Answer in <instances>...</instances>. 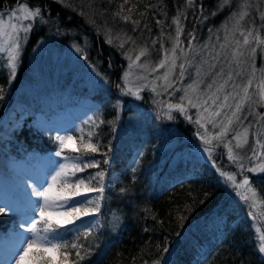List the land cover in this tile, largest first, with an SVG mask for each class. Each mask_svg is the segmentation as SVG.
Masks as SVG:
<instances>
[{
    "label": "trees",
    "instance_id": "trees-1",
    "mask_svg": "<svg viewBox=\"0 0 264 264\" xmlns=\"http://www.w3.org/2000/svg\"><path fill=\"white\" fill-rule=\"evenodd\" d=\"M24 2L30 6L38 5L48 20L47 24L39 23L41 38L62 35L64 40H59L60 45L65 42L78 45L87 55L86 61L107 78L103 87L77 86H83L85 94L98 100L106 120L117 117L115 109L108 105L107 94L123 101L126 108L132 109L135 103L144 111L156 112L155 103L164 94L156 95L144 88L139 92L141 98L135 99L121 96L117 84L121 83L127 69L125 56L131 43L137 42L140 50L147 49V54L141 58L157 57L162 52L161 46L165 45L164 38L175 37V26L178 25L173 22L174 18H179L182 29L179 40H183L190 56L194 54V48L204 47L203 52L194 54L191 60L190 56L187 57L191 66L187 67L184 80L197 73L196 64L210 58L209 52L215 46L216 38H223V33H219L229 25L228 18L233 13L238 16L242 11L248 12L240 23L248 25V28L236 32L234 39L229 41L233 46L239 45L245 39L241 32L247 35L249 30L257 31L248 36V43L255 46L254 61L264 62V21L260 18L264 12V0H193V6H189L187 0H128L126 4L124 0H111V3L108 0H64L72 7H64L55 0H0V12ZM121 4L124 5L121 15L131 17L127 22L116 15L121 11ZM221 4L223 7H219ZM245 4L251 5V8L254 5L255 9L248 11L243 7ZM81 11L85 15H80ZM212 12L216 15H211ZM132 21H139V24ZM105 30H112L111 44L101 34ZM37 31L39 29L34 28L29 34L18 76L10 86L9 73L0 62V86L6 90L4 98L0 99V133L4 132L6 136H0V153L18 156L17 153L22 151L39 157L55 156V134L38 128L36 115L52 121L53 117L72 108L78 99L76 88L47 93L34 100L23 98L18 92L21 76L40 40L35 38ZM257 36L259 39H256ZM122 42L123 48L120 47ZM202 78L201 90L212 84L213 79L219 80L212 73ZM218 96V100H222L224 95ZM12 114L23 117V124L9 134L6 126L12 122ZM121 114L126 118L125 111ZM262 115L259 114V117ZM190 117L191 121L186 116L175 118L174 122L177 121L178 125L174 126L177 129L170 138L163 135L171 127L163 124L161 117L159 122L154 117V126L137 125L133 136L125 135L119 139L115 137L116 120H113L114 125L103 124L100 127L101 142L107 145L111 141L113 151L108 159L113 170L119 172L120 180L112 185L104 183L101 231L88 235L87 240L81 233L80 242L93 245L91 256L79 260L75 250L68 249L71 254L66 264H157V261L159 264H201L200 259L210 254V260L204 264H264V254L257 247V228L264 233V174L254 175L248 171L255 167L254 164L244 168L232 167L221 144L216 147L217 154L213 160L194 157L193 147L200 143V138L197 135L198 125ZM140 150L142 155L141 152L138 154ZM178 153L188 156L177 161L175 155ZM19 155L22 157L21 152ZM134 161L138 164L135 163L137 171L133 174L123 165L128 167L131 162L134 165ZM106 167L103 168L105 172ZM221 171L233 175L241 183L249 178L258 197L256 206L251 209L255 219L248 214L251 201L245 202L234 186L228 190L226 177L220 175ZM121 189L127 191L122 194ZM248 195L251 196V193ZM20 219L21 216L15 213L0 215V239ZM165 247L168 252H164ZM97 254L100 255L95 257ZM62 259L58 256V264Z\"/></svg>",
    "mask_w": 264,
    "mask_h": 264
},
{
    "label": "rangeland",
    "instance_id": "rangeland-1",
    "mask_svg": "<svg viewBox=\"0 0 264 264\" xmlns=\"http://www.w3.org/2000/svg\"><path fill=\"white\" fill-rule=\"evenodd\" d=\"M14 8H18V5ZM14 8H8L7 10L0 12V17H2L7 22L9 20L8 14ZM252 8L254 10L255 6L253 5ZM252 8L247 7L245 9H247L248 11H252ZM237 20H239V15H236L234 19L229 20V25L222 30L223 32L219 33H223V38H221L220 40L216 38L215 46L212 47L211 51L209 52L210 58L208 57L205 60L207 62L204 61L203 63L196 64L195 69H200V75L197 77V73H194L189 76V80H184L185 74L183 77L179 75V65L181 63H185L186 73L189 64L185 62V58H189L190 55L188 54V48L185 46V43L183 44V40H179L180 43L176 44L177 32L175 33V37L169 36L164 38V41H166L164 42L165 45L161 46L162 52L160 54L158 53L157 57L150 56L148 58L147 56H145V58H140V60L136 62L138 65L147 63L148 69L146 71L144 68L133 67L132 75L129 76V81L130 86L134 90L140 85L148 84L153 81H155L157 85H161L163 84V81L157 80L156 77L161 76L165 73V71L167 70V65L172 57V49L174 46L176 48L175 55L179 57V59H177L176 61L177 67L170 75V79L173 81V87L168 88L167 91H162L159 88L157 89L158 91H161V94H164V96L160 100L158 99V102L155 103V113H152L151 110L144 111L137 107L135 103H133L134 107H132V109L131 107L126 108L123 101H120V106L118 109L114 108L113 103L116 100L115 98L107 94L105 95V97L110 99H106L108 100V105L109 107L115 109L114 111L119 114V118L117 119V117H115L109 120L104 119L103 107L100 106L98 100H93L88 94H85L82 88L83 86L103 87L105 81L101 79V76H98L96 74L97 70L93 71V68L90 66L91 64L86 61L87 59H84L83 55L80 52L76 51L74 44L66 42L62 45L59 44V40H64L62 35H60L61 37L58 36V38L45 37L46 39H43L44 36H42L43 38H41L40 36L42 31L38 21L34 23L33 29H39V31H37V34L35 35V38H40V40L34 47V51L28 60V66L21 76L18 92L20 93V95H22L23 98L29 97L30 100H34L43 96L44 94H49L51 92L54 93L58 90L67 91L70 88L77 89L78 92L76 94L78 99L76 104L72 108H67L65 112L59 114L58 116L53 117L52 121H46L45 118L40 114L36 115L37 127L46 133H50L51 131L54 132L55 137L57 135L65 134L73 135L74 130L80 127H83L85 129V133H87L90 129L85 122L95 119L97 115H101V118L105 121L116 120V122L118 123V127L116 129L115 137L117 139L125 135L133 136L134 127H136L137 125H143L144 127L151 125L154 126V117H157L158 122L160 121L161 117V119L164 121L163 124L171 127L170 129L165 130L166 133H163V135H169V137L167 136L166 138H170V136L174 135V130L176 131L177 129L174 128V126L178 125L177 121L174 122L175 118H177L178 116L185 117V115H182L178 111H172L170 114L174 118L168 119L167 114L169 113V110L167 108V104L180 103V97L184 95L182 89L187 88V86L194 80H203L204 77L202 78V76L205 74L212 73L215 77H217V73H219L221 68H223V76L218 77L219 80L216 79V82L218 83L213 84L211 89L207 87L209 85L207 84L205 90L198 89V92L208 94L216 92L217 87L228 79V73L231 71L233 79L228 80V83L224 86L223 90L216 93L217 95L224 96L231 94L229 95V99L226 102L224 101V96L222 100H217L215 105H213L211 100H209L208 105H204V107H209V111L204 112L203 107H200L199 109L193 108L187 104V101H184L187 116H192L194 122L197 120V118H199L201 124L204 125V127H201L200 124H197L198 132L201 135H199L200 143H197L193 147V156L203 160H213V158L217 154L216 147H219V145L221 144L223 149H226L225 156L228 159L230 148L232 154L239 157V160L236 162L229 159L232 163V167L243 165L244 168L249 164H254L255 167L253 168L258 169L259 165L264 164V147H262V145H264V62L254 61L253 57L255 46L253 44H245L244 41H241L239 45L236 44L235 46H233L229 41L230 39H234L233 37L236 36V32H240L243 29L248 28V25L240 24L241 20H239V24H237ZM12 22H16L14 18ZM24 23L28 22L25 21ZM175 28L177 29V26H175ZM111 32L112 30H105L101 34H104L103 37H105L107 40L111 35ZM251 32L256 33L257 31L251 30ZM57 35H59V33ZM247 35L244 33L242 37L244 38V36ZM20 36L23 37V33H20ZM186 36H188V34H186ZM28 38L29 35L27 37V40L22 42L21 44V54L16 66L15 78L12 81L16 80L18 76L19 69L22 65L24 48L27 45ZM221 45L226 46L221 49ZM137 46V42L133 44L131 43L130 49L128 51L129 53L125 57L131 55L133 60H135V57L140 53V48ZM181 49H183L184 51L181 52ZM203 49V46L197 49L194 48L195 51H193V53H202ZM216 53H220V55L217 59H213V57L216 56ZM194 54L190 56V60L192 59ZM221 56H223L224 58L221 59ZM166 57L168 58V61L166 62L165 68H157L156 71L153 72L152 68L156 67L161 60H165ZM188 58L187 60H189ZM0 62H2V65L6 69V72L9 73V68L7 66L8 54L6 51L0 52ZM213 64H215L214 68L211 67V65ZM128 65L126 70H128ZM237 73H239V75H237ZM138 76H146L147 79H138ZM249 81H251L250 84ZM80 84L84 85L80 86L81 88H78L77 86ZM178 84L179 87H177ZM236 85H238L239 87H236ZM200 87L201 83L199 85V88ZM244 87H247L248 94L251 97V100H245L244 104L241 107V110L236 113V116H233V112L236 111V104L240 101V98L244 96V92L242 90ZM146 89L150 93L155 94L149 88ZM178 89L181 91H178ZM189 92L190 94H192L191 90H189ZM125 96L137 99L134 95ZM222 103H226L227 106L220 108V105ZM258 109L259 114H263V117H259ZM122 111L126 112V118L124 116L122 117ZM128 111H130L129 114H127ZM216 111H219L220 114L218 116H212L211 113H214ZM11 116L13 117L12 122L9 123V126H6V128H8L7 132L9 134L14 129L20 128V126L23 124V117L18 118L13 114ZM229 119H231L232 121L230 124L228 123ZM171 120L172 122H170ZM104 124L111 126L108 123ZM102 125L103 124H101L100 127ZM224 125H228L229 131L221 139H215L216 135L221 131V128ZM100 127L92 130L98 134L99 143L101 145H105L101 142V138L103 136H101V133L98 132ZM245 129H247L246 136ZM0 136H5L4 132L0 133ZM201 136H205V138L210 139L211 143L205 145L203 143V140L201 139ZM235 136H238L239 138L234 139ZM96 139L97 137H93V142H95ZM245 140L247 141L246 143ZM256 141H258V143H256ZM238 143L240 144V147L236 146ZM76 146L79 147V142H77ZM104 149L105 148H101V153L105 151ZM169 149L170 151L173 150L171 147ZM20 152L22 157H19ZM20 152L17 153L18 156L0 153V203H11L17 208L24 207V195L26 192L30 191V189L26 187L24 181L27 180L28 183H32L33 180L42 178L44 175L52 173L55 168V165L52 163V161L60 160L59 157L55 156L39 157L31 153L22 151ZM139 152H141V154L143 153L142 150L138 151V154ZM101 153L92 154V158L102 161L105 157ZM252 153H254V155H252ZM65 154L78 155L81 153H73L70 150L66 149ZM187 156L188 154L178 153L175 155V160H184ZM132 165L133 163L131 162L128 167H126L125 164L123 166L126 168V170H131ZM104 167L105 165L101 163L100 169H103ZM133 167H135V163ZM106 168L107 171L104 183L107 182V184L110 183L112 185L118 182L120 180L118 174L119 172L113 170V168L110 166V163ZM100 169L89 168L83 173H77V175L87 176L88 173H95ZM253 173L254 175L262 174L258 170ZM236 182L237 184L241 183L240 180ZM227 183L228 190H232L233 186L231 182L227 181ZM237 189L242 195L246 191L245 188L236 187V190ZM87 195L95 197L99 196L100 193L92 192L87 193ZM100 204L101 213L103 209L102 201H100ZM100 213L97 214V223L102 225V218L100 217ZM91 219V216L81 217V220ZM81 220L75 221V225H80ZM20 222L21 220L16 226L10 227L6 232V236L0 241V264H7V262L10 261L12 257V253L18 244V236L16 235V233L22 232V230L19 228ZM75 225L66 224L65 227L74 228ZM101 229L102 227L98 231H94L93 233H98L101 231ZM23 234L27 235V233ZM67 239L72 240L73 236L69 235ZM210 258L211 254L208 257L201 258L200 263H208ZM56 264H58V256L56 257Z\"/></svg>",
    "mask_w": 264,
    "mask_h": 264
},
{
    "label": "snow or ice",
    "instance_id": "snow-or-ice-1",
    "mask_svg": "<svg viewBox=\"0 0 264 264\" xmlns=\"http://www.w3.org/2000/svg\"><path fill=\"white\" fill-rule=\"evenodd\" d=\"M57 3L63 4L64 7H72L70 4L64 3V0H55ZM111 3V0H108ZM124 3H128V0H124ZM189 6H193V0H187ZM90 6V5H89ZM251 5L245 4L243 7L247 8ZM223 7V4L219 5ZM120 12H117L116 15L120 16L125 22L131 19L130 16H123L121 13L124 11V5H120ZM75 11L76 9L73 8ZM131 12V9H128ZM80 15H85L83 11L79 13ZM9 20L6 22L2 17H0V52L6 51L8 54V68H9V78L8 85L10 86L12 80L15 78L16 66L19 61L21 54V44L27 40L28 35L32 31L35 22L41 24H47L48 20L44 18L42 9L37 6H30L26 2L20 3L18 8H14L10 11ZM211 15H216V12H212ZM237 14L233 13L228 19L232 20ZM248 15L246 11L239 13V20H243L244 16ZM13 18L16 22H12ZM260 18L264 21V12L261 13ZM237 20V24H239ZM27 21L28 23H24ZM134 24H139V21H132ZM174 23H177V38L176 44H179V35L182 32V29L179 27V18H174ZM159 24L160 21H157ZM227 23V22H226ZM226 27V24H225ZM209 32H212V29H209ZM20 33H23V37L20 36ZM241 35H244L241 32ZM251 30L248 31V35L245 36L244 43H248V36H251ZM131 39V38H129ZM194 39V37H193ZM256 39H259L257 36ZM126 42V41H124ZM122 42L120 47L123 48ZM107 43L111 44L112 39L109 36ZM134 43V42H133ZM156 43V41H153ZM191 44V41L189 42ZM226 45H221L223 49ZM77 52H80L83 55L84 59H87V55L84 53V50L78 45H74ZM85 47H87V40H85ZM184 50L181 49V52ZM176 48L175 46L172 49V57L170 62L167 65V70L161 76L156 77L157 80H162L163 84L157 85L155 81L148 84H143L138 86L135 90L130 86L129 76L132 75L133 67L144 68L146 71L148 69L147 63L137 64L136 62L140 60L141 56L147 54V49H141L139 55L133 60L131 55H128L126 58L129 60L128 70L124 72V75L121 77V83L117 84L120 95H134L137 99H140L139 92L144 88H149L156 95H160L162 91H167L168 88L173 87V81L170 79V75L174 72L177 67L176 61L179 59L175 55ZM220 53H216V56L213 59H217ZM161 60L159 64L152 68V71L155 72L157 68H165L166 62ZM185 62L191 66V61L185 58ZM207 62V61H205ZM95 71V66L90 65ZM111 66V65H110ZM212 68L215 67V64L211 65ZM181 77L185 74V63L179 65ZM98 76H101L105 82L107 78L104 77L101 73H96ZM224 69L221 68L220 72L217 73V77L223 76ZM200 75V69H197V76ZM239 75V73H237ZM138 79H147L146 76H138ZM231 71L228 73V79L220 84L216 92L211 94L208 93H199V85L202 83V80H194L187 88L182 89L184 95L180 97V103L167 104L169 113L167 114L168 119H173L174 117L170 114L172 111H178L182 115H185L187 119L191 121V117L187 116L186 107L184 101H187V104L193 108L203 107L204 112L209 111V107H204L208 105V101L211 100L212 104L215 105L216 101L219 99V96L216 94L221 92L224 86L228 83V80H232ZM216 83V79H213L212 84H209L207 87L212 88L213 84ZM251 81H249V84ZM236 87H239L236 85ZM191 90L192 94H190ZM244 96L240 98V101L236 104V111L233 112V116H236V113L241 110L242 105L245 100H251V97L248 94L247 87L243 89ZM178 91H181L178 89ZM6 90L3 86H0V99L4 98ZM231 95V94H229ZM229 95L224 96V101L226 102L229 99ZM206 97V98H204ZM162 103V102H161ZM120 101L116 100L113 103L114 108H119ZM227 106L226 103H222L220 108ZM220 113L216 111L211 113L212 116H218ZM119 114L117 113V119ZM197 124H200L201 127H204L201 124L200 119L197 118L195 121ZM232 121L229 119L228 123ZM89 131L85 133V129L80 127L74 130L73 135H57L55 137V143L57 148L55 150V157H59V161H52L55 165V168L52 173L44 175L42 178L33 180L32 183H28L27 180L24 181L26 187L30 191L26 192L24 195V207L17 208L11 203H0V215H7L8 212H19L22 219L19 224V228L22 232L16 233L18 236V244L15 250L12 253V257L7 264H56V257L61 256L63 259L60 261V264H66L67 257L71 254L68 249L75 250V256L79 260H83L87 257H90L92 254L93 245L91 243H81L80 237L81 233H84V239L87 240L88 235L94 231H98L102 225L97 223L98 215L100 213V201L104 199V180L106 172L103 169H100L101 163L108 165L110 160L108 159L109 153L113 151L111 146V141L107 145H101L99 143L98 134L92 129L99 128L101 124L108 123L114 125V121H105L101 118V115H97L95 119L85 122ZM222 123V122H220ZM217 126V125H214ZM113 127V131H114ZM229 131L228 125H224L221 128V131L216 135L215 139L219 140L224 137ZM78 133V136H77ZM247 134V129H245V136ZM197 135H201L197 133ZM206 135V133H205ZM93 137H97L96 141L93 142ZM238 136H235L234 139H238ZM203 143L205 145L210 144L211 140L201 136ZM77 142H79V147H77ZM247 141L245 140V143ZM240 147L238 143L236 145ZM264 147V145H262ZM101 148H105L106 151L101 153ZM68 149L73 153H81L78 155H66L65 150ZM207 150V149H206ZM101 153L105 158L97 160L92 158V154ZM142 155V154H141ZM229 159L234 162L239 160L238 156L232 154L231 148L229 149ZM138 164V161H134ZM243 167V165H241ZM89 168L100 169L95 173H88L87 176H78L77 173H83ZM259 171L264 173V164H261L257 168H249L248 171L256 172ZM134 174L137 171L136 167L131 169ZM221 176L226 177L227 181H230L232 186L237 188H245L246 191L242 195V199L245 202L251 201L249 206V216H252L255 219V214L251 211L252 208L256 206V200L258 199L256 191L252 188L249 178H245L242 183L237 184L235 178L231 174L220 172ZM50 177V178H49ZM134 179V175H133ZM127 189H121V193H125ZM98 192L99 196H90L87 193ZM251 193V196L248 193ZM207 195V194H206ZM82 197V198H81ZM92 217L91 220H81V217ZM116 219H119L118 217ZM81 220L80 225H75V221ZM66 224L75 225L74 228L65 227ZM23 233H27L24 235ZM258 233V250L261 254H264V233L260 232V229L257 228ZM73 236L72 240H68L67 237ZM179 235V234H178ZM167 247L164 248V252H168ZM159 264V261H157Z\"/></svg>",
    "mask_w": 264,
    "mask_h": 264
},
{
    "label": "bare ground",
    "instance_id": "bare-ground-1",
    "mask_svg": "<svg viewBox=\"0 0 264 264\" xmlns=\"http://www.w3.org/2000/svg\"><path fill=\"white\" fill-rule=\"evenodd\" d=\"M101 254V253H100ZM100 254L95 255V257L99 256Z\"/></svg>",
    "mask_w": 264,
    "mask_h": 264
}]
</instances>
